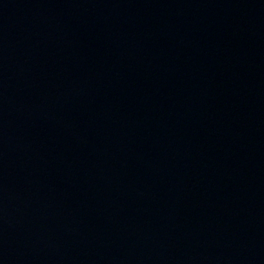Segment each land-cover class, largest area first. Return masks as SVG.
I'll return each instance as SVG.
<instances>
[{"label":"water","instance_id":"95a60500","mask_svg":"<svg viewBox=\"0 0 264 264\" xmlns=\"http://www.w3.org/2000/svg\"><path fill=\"white\" fill-rule=\"evenodd\" d=\"M0 264H264V0H0Z\"/></svg>","mask_w":264,"mask_h":264}]
</instances>
